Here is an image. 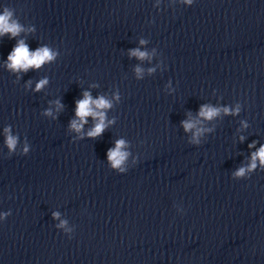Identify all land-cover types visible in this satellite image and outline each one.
<instances>
[{"label":"clouds","instance_id":"9594fccd","mask_svg":"<svg viewBox=\"0 0 264 264\" xmlns=\"http://www.w3.org/2000/svg\"><path fill=\"white\" fill-rule=\"evenodd\" d=\"M179 3L185 6H192L194 0H179ZM36 28L34 25H30L25 28L24 24L20 22V19L15 16V9L9 6H4L3 11L0 12V37L7 35L9 39H15L21 36V33L31 34L35 33ZM140 45H145L148 43L145 39H140ZM155 49L153 53L150 54L148 51H142L140 48L130 49L128 55L130 58L135 57L140 61L146 59L150 60L151 55L155 54ZM60 56V51L56 48L49 46L48 44H41L35 50H32L26 40L21 38L16 41V44L12 48L11 52L8 54L6 61L4 62V67L9 73L15 74L14 83H17L22 79V73H28L29 71H39L45 65H50L55 63L57 58ZM144 69L137 65L134 68V72L137 80L143 78ZM148 73L151 74L155 71L154 68H148ZM49 78L47 76L38 79L35 82V88H32L33 81L29 79L25 82V90H31L32 92L39 93L49 84ZM92 87H97L93 84ZM113 99L119 102L121 97L119 92L114 93ZM113 100L106 98L104 95H99L93 98L90 91H83L82 98L76 100L75 102V115L69 121V129L74 130L76 133L80 134L72 141L84 140L85 138L96 140L101 137L106 129L110 125H113L116 120L108 119L107 110L113 108ZM242 105L237 103L233 108L231 106L217 107L211 104H202L199 108L197 116L199 119H185L181 121V126L184 132H193L192 138L189 141L190 145L200 146V137L205 132H212V128H202L198 125L202 120L212 121L221 114L227 115H239L241 112ZM64 105L61 100L57 99L55 101V114L51 107L46 108L42 111V115L45 117H51L53 120L59 118L58 114L63 111ZM191 114L189 113V116ZM88 118L93 120V126L85 133L83 132L84 125L88 123ZM243 128H248L249 124L245 121H241ZM194 130V131H193ZM4 132V145L7 149V156L11 157L14 154H19L26 156L30 152V144L25 137L23 143L20 141L19 134H13L12 126L7 125L3 128ZM246 138L241 135L239 137V142L243 143ZM259 143L257 140H253L248 144L249 149H256L250 153L249 162L247 164H242L235 170L231 172V178L236 181L246 180L251 177L256 171H264V144H260L259 148L256 145ZM130 147V142L124 138H119L114 141V147L107 150V164L109 168L119 174L127 173L129 170L128 160L132 157V165H135L138 161V156H132V153L128 150ZM183 211V210H182ZM11 215V211L0 213V221L5 220ZM54 220H60V214L58 212H53L52 214ZM57 229H64L66 232H70L71 229L67 228V221L60 220L59 224H56ZM71 238V236H69Z\"/></svg>","mask_w":264,"mask_h":264}]
</instances>
